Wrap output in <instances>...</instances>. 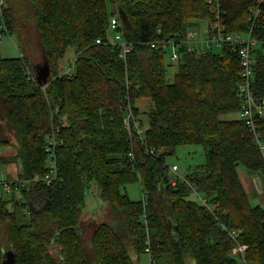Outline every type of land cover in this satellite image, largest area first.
Instances as JSON below:
<instances>
[{
  "label": "trees",
  "instance_id": "obj_1",
  "mask_svg": "<svg viewBox=\"0 0 264 264\" xmlns=\"http://www.w3.org/2000/svg\"><path fill=\"white\" fill-rule=\"evenodd\" d=\"M207 1L3 0L8 35L24 54L0 58V149L11 143V134L20 166L8 199L0 197V224L16 264H134L144 254L147 233L156 264H243L232 255L236 244L246 246L247 264H264V208L250 205L240 180L242 169L263 174L264 163L240 118L237 55L230 47L200 55L182 47L169 82L164 50L149 46L166 38L180 42L189 28L209 21ZM220 4L228 31L245 32L257 0ZM116 16L133 44L125 63L107 39ZM253 36L252 90L259 103L264 5ZM34 39L51 70L43 86L26 53ZM70 48L72 72L62 75L61 61ZM138 100L150 102L142 140L123 125L128 103L139 118ZM254 122L264 144V117ZM56 127L58 178L50 185L32 182L45 172L46 138ZM191 145L203 148L205 163L189 168L186 181L173 187L166 159L177 147ZM147 148L165 152L153 157ZM5 162L0 155V164ZM137 181L145 206L122 191ZM88 190L96 191L107 209L83 222ZM195 194L207 200L211 212L192 198ZM10 203L26 214L18 219ZM2 251L0 243V264Z\"/></svg>",
  "mask_w": 264,
  "mask_h": 264
},
{
  "label": "built area",
  "instance_id": "obj_2",
  "mask_svg": "<svg viewBox=\"0 0 264 264\" xmlns=\"http://www.w3.org/2000/svg\"><path fill=\"white\" fill-rule=\"evenodd\" d=\"M209 10L211 18L207 21L206 27L200 35L194 31V27L187 30L186 37L184 40L177 42L174 39L166 38L156 41H151L149 46L151 49H166L171 48L170 60L177 61L179 59V51L182 47L190 53H195L197 55L204 54L205 52H210L212 50H219L224 47H230L232 52H234L240 62V83L238 85V95L242 99L240 118L244 121L245 126L251 133L254 144L261 153L262 160L264 163V144L260 139L259 132L256 128L254 119L255 117H264V100L255 103L252 83L254 76V54L253 50L256 46V40L253 36L254 28L256 25V20L261 12V6L264 5V0H257V6L255 9H250V25L245 32H230L228 31L224 11L221 8L220 0H208ZM3 0H0V41L3 36L8 35V30L3 18ZM114 32L113 39L110 38L109 32ZM161 32L158 30L157 32ZM108 44L115 46L119 51V58L125 63L128 54L133 49V44L129 42L124 34V26L119 18V16L112 17L110 19L108 31H107ZM97 44L100 43L99 40L96 41ZM166 53V52H165ZM24 54L18 52V58L22 59ZM26 72L29 78L33 79L32 74L26 68ZM72 72V67L67 68L62 75H70ZM128 88V86L126 87ZM44 89V87H42ZM128 99V98H127ZM123 125L125 130L129 135L133 134L138 136L141 140L143 138L145 127H143L140 119L135 116L132 107L127 104L126 111L123 117ZM59 128L56 127L52 129V132L46 138V161H45V172L42 176H35L32 182H41L45 185L52 184L58 178V165H57V147L61 144V139L57 137ZM149 155L153 157H159L164 152L165 149H153L147 148ZM168 179L171 186H176L178 181H186L184 175L179 174V169L176 165L168 166ZM264 176V173H263ZM18 180L7 183L0 180V189L4 190L7 195H10L12 187L16 186ZM198 202L204 206L208 211H212V207L207 203V200L197 194H195ZM143 206L147 204L145 197L142 198ZM142 225L145 227L146 231L148 228V223L145 217L142 218ZM223 230H226L222 226ZM230 236L235 239L237 233H230ZM246 246L236 244L232 248V255L239 257L243 264L245 262ZM144 254L147 255L149 264H156V261L151 256L150 249V239L147 233V241L145 243Z\"/></svg>",
  "mask_w": 264,
  "mask_h": 264
},
{
  "label": "rangeland",
  "instance_id": "obj_3",
  "mask_svg": "<svg viewBox=\"0 0 264 264\" xmlns=\"http://www.w3.org/2000/svg\"><path fill=\"white\" fill-rule=\"evenodd\" d=\"M111 8L109 3V9ZM207 22L206 21H200L198 26L194 27V31L200 35L204 28L206 27ZM114 32H109V36L111 39L114 37ZM31 49L27 50L26 53L29 55L31 65H42L44 62V59L41 54V48L37 42V40H33L31 42ZM22 49L19 47L18 42L15 38V36L11 35H5L2 37L0 41V58H17L18 52H20ZM165 64L168 65L167 67V80L169 82L173 81V75L176 72V61L170 60V52L171 48H168L165 50ZM75 59L74 50L72 48L67 49L65 57L61 61V65L63 66L61 74L67 69L72 67L73 62ZM149 101L145 100H138L136 102V107L139 109V119L144 124V127L147 126V117L145 115V111L147 108ZM238 116L236 115H228L227 118H236ZM9 137V135H8ZM9 140L11 143L7 146V148H11L14 150L15 155L17 154L18 144L16 142V139L13 138L10 134ZM205 163V156H204V150L201 146L198 145H191V146H179L176 148L175 154L168 157L166 159V164L168 166L176 165L179 169V174L184 175L188 172L189 168L194 166H200ZM1 169V165H0ZM243 172H247L246 170L242 169ZM125 192L131 200L134 201H140L143 198V194L141 191V183L140 181L128 184L125 186V188L122 190ZM0 196L3 197V199H8V195L5 194L2 189H0ZM21 198V197H18ZM192 198L195 201H198L197 198L192 196ZM256 198H252L250 200L251 206H256L257 204L254 202ZM259 205L264 208V197L262 200H259ZM8 209L10 211H15L16 215L18 216V219H21L26 214V209L24 207H18L13 206L11 203L8 205ZM107 207L105 203L100 200L98 195L96 194V191L88 190L86 194V204L85 207L81 211L80 220L85 221L88 217H90L93 220L98 219L101 215H103L106 211ZM0 243L5 249L8 250V245L5 242L4 236H3V228L0 224ZM134 264H149V260L147 255L141 254L137 259L134 260ZM188 264H192V262H189Z\"/></svg>",
  "mask_w": 264,
  "mask_h": 264
},
{
  "label": "crops",
  "instance_id": "obj_4",
  "mask_svg": "<svg viewBox=\"0 0 264 264\" xmlns=\"http://www.w3.org/2000/svg\"><path fill=\"white\" fill-rule=\"evenodd\" d=\"M0 155L4 160H6L5 163L0 164L1 165L0 180H3L7 183H12L16 181L18 179L20 166H19L18 161H14L15 156H16L14 150H12L9 147L8 148L3 147L0 149ZM240 180L247 194V197L249 199V203L252 198H256L254 202L257 204L256 206H260L259 200H262L264 197V176L263 174L252 173V172H242L240 174ZM15 197L17 199L19 197V193L16 191H15ZM2 248L4 251H7V249H5L6 247H4L3 245H2Z\"/></svg>",
  "mask_w": 264,
  "mask_h": 264
},
{
  "label": "water",
  "instance_id": "obj_5",
  "mask_svg": "<svg viewBox=\"0 0 264 264\" xmlns=\"http://www.w3.org/2000/svg\"><path fill=\"white\" fill-rule=\"evenodd\" d=\"M33 69L35 73L36 83L39 86L46 85L51 77V70L48 62L44 61L42 65L33 66ZM1 264H16L14 252L11 249L7 251H2Z\"/></svg>",
  "mask_w": 264,
  "mask_h": 264
}]
</instances>
